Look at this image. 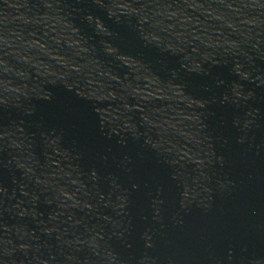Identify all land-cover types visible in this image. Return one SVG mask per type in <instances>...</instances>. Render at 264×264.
<instances>
[{"label":"water","instance_id":"water-1","mask_svg":"<svg viewBox=\"0 0 264 264\" xmlns=\"http://www.w3.org/2000/svg\"><path fill=\"white\" fill-rule=\"evenodd\" d=\"M0 264H264V0H0Z\"/></svg>","mask_w":264,"mask_h":264}]
</instances>
